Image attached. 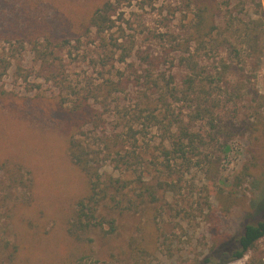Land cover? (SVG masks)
I'll return each instance as SVG.
<instances>
[{
	"label": "rangeland",
	"instance_id": "rangeland-1",
	"mask_svg": "<svg viewBox=\"0 0 264 264\" xmlns=\"http://www.w3.org/2000/svg\"><path fill=\"white\" fill-rule=\"evenodd\" d=\"M103 1L0 0V57L11 49L3 39L5 33L29 25L30 34L49 30L58 39L85 34L81 25ZM217 1L226 8L227 0ZM112 2L117 6L116 23L106 37H120L125 46L133 43L135 51L166 57L162 70L169 73L172 69L178 83L187 73L194 74L184 67H171L169 61L178 55L175 45L186 37L192 17L188 0ZM232 2L245 3L240 15L245 20L261 16L259 2L264 15V0ZM257 27L263 34L253 44L242 33L221 28L216 30L217 42L209 40L200 48L196 78L205 115L192 123L202 139L197 143L200 149L191 151L190 147L194 157L174 158L166 167L160 149L164 130L149 127L140 135V145L150 144L148 162L141 167L143 177L158 188V201L144 205L139 212L103 211L115 219L116 230L108 234L110 227L105 224L104 229L85 232L81 238L71 235L68 225L88 186L71 160L68 138L82 121L68 110L73 97L69 90L60 93L37 69L28 80L21 77L36 65L26 46L21 68L14 62L0 81V164H6L13 174L22 166L21 172L14 174L18 179L14 189L9 190L10 184L0 185V264H60L79 257H87L83 264H201L206 256L215 259L213 249L237 236L245 223L263 220L264 26ZM83 40L80 48L72 40L62 51L71 86L81 89L92 81L116 80L118 70L124 77L134 78L135 69L140 72L145 68L138 52L121 63L120 51L108 41L100 46L94 30ZM136 88L126 97L137 94ZM60 94L66 98L63 106ZM116 100L110 107L99 108L110 128L117 122L112 119ZM188 104L175 103V115H180L179 107H183L186 121L193 114ZM210 109L214 112L206 113ZM215 157L220 158L219 179L212 183L206 173L208 160ZM249 163L254 174L244 178L241 172ZM111 164L104 161L102 172L137 179V174L117 171ZM220 190L234 194L220 199ZM221 206L229 211L224 212ZM253 253L223 264H246ZM258 254L264 255V239Z\"/></svg>",
	"mask_w": 264,
	"mask_h": 264
},
{
	"label": "trees",
	"instance_id": "trees-1",
	"mask_svg": "<svg viewBox=\"0 0 264 264\" xmlns=\"http://www.w3.org/2000/svg\"><path fill=\"white\" fill-rule=\"evenodd\" d=\"M232 3V0H227L226 8L223 9L217 0H188L192 17L187 23L186 37L175 45L174 49L178 55L169 60L171 67L174 65L184 67L195 74L187 73L181 83L177 82L172 69L169 73L163 72L162 67L167 61L166 57L150 52L145 54L139 49L135 51L133 43L129 47L125 46L120 37L114 39L106 37V32H110L116 23L113 15L116 14L117 6L112 0H104L94 10L87 21L81 25L85 28V34L79 36L58 39L49 30L47 33L37 31L30 34L28 30L30 25L15 33H5L3 39L11 45V49L6 55L0 57V81L12 69L14 62L18 64V68H21L23 51L26 46H29L37 66L30 67L26 73L21 74V77L28 80L29 75L37 69L47 81L53 82L60 88V93L62 90H69L73 97L69 100L72 102L68 110L82 121V124L79 123L77 129L69 135L68 150L73 164L85 176L88 188L72 210L68 225V232L71 235L81 238L85 232L104 229L105 224L110 227L107 233H113L116 230L115 219L107 217L103 211L139 212L144 209V205L158 201V188L148 184L141 169L148 162L146 155L150 146L149 143L139 144L140 135L144 130L149 127H161L164 130L160 149L163 157L167 159L164 164L166 167L174 158L188 160L194 157L190 154V147L191 151L200 149L197 143L202 139L192 126V123L205 115L204 108L198 100L196 78L200 48L204 47L209 40L215 41L216 30L221 28L242 33L252 44L263 34L257 31L258 25L264 26L262 2L258 3L257 10L261 16L249 20L240 16L245 3L238 2L234 5ZM240 6L243 7L240 9ZM93 30L100 46H105L108 41L115 50L120 51L118 60L121 63L127 62L135 52H138L137 56L142 60L145 68H142L140 72L139 69H135L134 78L124 77L123 72L118 70L116 80L107 78L103 82L92 81L81 89L71 86L67 78V66L62 51L72 40L76 48H80L84 41L83 37H91ZM131 66L133 67L134 63H131ZM135 80L137 84L134 85ZM162 81H164L163 84ZM132 87H137V94L127 98L126 95L130 94ZM115 98L117 100L115 106H112V119L117 122L115 127L110 128L107 116L99 108L110 107ZM59 99L62 106L67 103L66 98L61 94ZM179 102L189 103V110L193 111V114L189 115V121L185 120L183 107H179L180 115H175V103ZM209 112H214V109L206 113ZM165 142L171 144V147ZM219 160V157L208 160L209 167L206 174L212 183L219 179ZM104 161L112 163L111 165L117 171L137 174V179L102 172L101 165ZM252 165L251 163L244 165L241 172L244 178L253 176ZM21 168L22 166H18L14 174L20 173ZM14 174L10 173L6 164H0V185L10 184L9 190L14 189V185L18 183ZM218 194L221 199L232 196L234 192L225 194L220 190ZM221 208L224 212L229 211L227 206H221ZM218 239L222 241L223 236H219ZM263 239L264 219L256 223H245L237 236L213 249L215 259H212V256H206L201 264H223L231 259H242L249 252L254 253L246 264H264V255L258 254L259 244ZM230 249L234 250L229 257ZM86 258L67 259L60 264H83Z\"/></svg>",
	"mask_w": 264,
	"mask_h": 264
}]
</instances>
